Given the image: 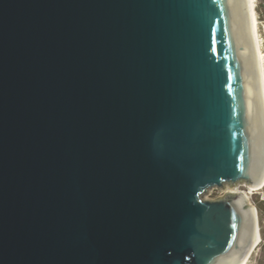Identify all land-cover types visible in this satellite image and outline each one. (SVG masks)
Instances as JSON below:
<instances>
[{"label":"water","instance_id":"obj_1","mask_svg":"<svg viewBox=\"0 0 264 264\" xmlns=\"http://www.w3.org/2000/svg\"><path fill=\"white\" fill-rule=\"evenodd\" d=\"M231 76V79H229ZM264 184L247 0H0V264H230Z\"/></svg>","mask_w":264,"mask_h":264},{"label":"bare ground","instance_id":"obj_2","mask_svg":"<svg viewBox=\"0 0 264 264\" xmlns=\"http://www.w3.org/2000/svg\"><path fill=\"white\" fill-rule=\"evenodd\" d=\"M247 8L250 12V20L253 24V34H254L255 46H256L258 60L261 65L262 78H263V84H264V50H263V41H262L261 33H260V21L258 18L256 0H247ZM263 188H264V184L262 185V187H259L258 189L251 188L248 186V189H249L248 192L244 190L239 191L238 189L233 190V191L242 192L247 198V200H249L250 194H254L258 192L259 190H262ZM250 208H251L252 218L255 219V222H254V230L250 237V243L248 246V250L243 256L238 255L230 264H249L255 250L258 248V246L260 245V242L262 241L261 226L259 222L258 210L255 206H251Z\"/></svg>","mask_w":264,"mask_h":264},{"label":"rangeland","instance_id":"obj_3","mask_svg":"<svg viewBox=\"0 0 264 264\" xmlns=\"http://www.w3.org/2000/svg\"><path fill=\"white\" fill-rule=\"evenodd\" d=\"M257 4V12H258V18L260 21V33L261 38L263 41V50H264V0H256ZM239 190V191H249L248 184L246 182L239 183L237 185V188H230L227 186L225 190H220L219 187H213L210 189L209 194H206L207 199H216L217 197L223 196L226 191H233V190ZM238 191V192H239ZM264 188L262 190H259L258 192L254 194H250V198L248 200L249 206H255L258 210L259 214V222L261 226V234H262V241L260 242V245L255 250L249 264H264Z\"/></svg>","mask_w":264,"mask_h":264},{"label":"snow or ice","instance_id":"obj_4","mask_svg":"<svg viewBox=\"0 0 264 264\" xmlns=\"http://www.w3.org/2000/svg\"><path fill=\"white\" fill-rule=\"evenodd\" d=\"M229 79H231V76H229Z\"/></svg>","mask_w":264,"mask_h":264}]
</instances>
